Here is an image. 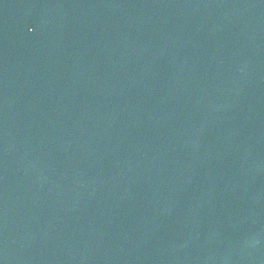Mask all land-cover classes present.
<instances>
[{"label": "water", "instance_id": "1", "mask_svg": "<svg viewBox=\"0 0 264 264\" xmlns=\"http://www.w3.org/2000/svg\"><path fill=\"white\" fill-rule=\"evenodd\" d=\"M0 264H264V0H0Z\"/></svg>", "mask_w": 264, "mask_h": 264}]
</instances>
